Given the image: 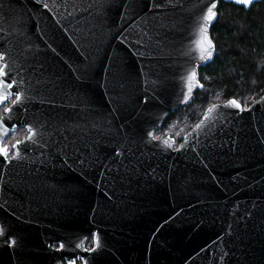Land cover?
<instances>
[{"label": "water", "instance_id": "1", "mask_svg": "<svg viewBox=\"0 0 264 264\" xmlns=\"http://www.w3.org/2000/svg\"><path fill=\"white\" fill-rule=\"evenodd\" d=\"M220 1L0 0L16 81L0 143L28 132L0 156V264H264V94L155 137L202 89Z\"/></svg>", "mask_w": 264, "mask_h": 264}, {"label": "trees", "instance_id": "2", "mask_svg": "<svg viewBox=\"0 0 264 264\" xmlns=\"http://www.w3.org/2000/svg\"><path fill=\"white\" fill-rule=\"evenodd\" d=\"M210 34L215 55L199 68L203 88L190 103L171 112L155 132L174 138L176 145L208 106L235 99L245 108L264 94V0L248 9L220 1ZM6 106L0 107V115ZM27 133L24 127L16 128L5 143L12 145Z\"/></svg>", "mask_w": 264, "mask_h": 264}, {"label": "snow or ice", "instance_id": "3", "mask_svg": "<svg viewBox=\"0 0 264 264\" xmlns=\"http://www.w3.org/2000/svg\"><path fill=\"white\" fill-rule=\"evenodd\" d=\"M234 3L237 5H251L253 3V0H234ZM45 7H47V5H45ZM214 9H217V2H210V5L206 6V12L203 14L202 19L204 21L203 24H201L199 26V32H200V36H201V40H198L197 43L198 44H202L204 42H206L207 47H202L201 49V56L200 59L201 60H205L208 58H211L212 56V52L210 49L213 48L212 42L211 40L208 39L207 37V30H208V26H209V22L211 20H213L217 13L216 11H214ZM0 62H3L2 65H0V105L4 104L5 101L8 100L9 96H8V92L9 90H11L12 88H14L16 86V81H15V77L12 75L9 65L7 63V57L5 55V53L3 51H0ZM196 79V72L195 70H192L189 76V92H191V81H194ZM200 88H203V85H199ZM22 101V94H16V99L13 101V104H16L17 102H21ZM228 106H234L236 109H239L240 111H244L245 109L242 107V105L235 99L229 100L228 104L225 105V107ZM217 107V105H213L212 108L208 109L209 112L213 111L215 108ZM12 112V108H4V114L5 116L9 115ZM4 117L0 116V129L4 128ZM199 127V125H198ZM28 131L30 133H32L31 135L28 136V141L29 142H35L34 141V137H35V133L32 131V128L29 127ZM67 139V137L65 138ZM17 144L20 143V141L16 142ZM165 144H168V141L165 140L164 141ZM87 147V145H85ZM170 146V145H169ZM16 145H13V148H15ZM72 149L73 152L78 151V149H76L75 147V141H69V143L63 145L62 147H60V151H64L65 149ZM114 157H120L122 155V152L120 150H116L114 149ZM0 156H3L5 160L9 159V150L6 146H4L2 143H0ZM20 153L17 152L16 156L12 157V159H19ZM0 234H2V230H0ZM98 243V241H97ZM79 246V245H78ZM61 247H63V244H61Z\"/></svg>", "mask_w": 264, "mask_h": 264}, {"label": "flooded vegetation", "instance_id": "4", "mask_svg": "<svg viewBox=\"0 0 264 264\" xmlns=\"http://www.w3.org/2000/svg\"><path fill=\"white\" fill-rule=\"evenodd\" d=\"M13 99H11L10 101H8L6 104H7V106L10 104V102L12 101ZM6 104H4V105H6ZM6 106V107H7ZM4 111V110H3ZM14 152V151H13ZM9 153H10V151H9ZM11 154V153H10ZM13 155V153L11 154V156ZM9 157H10V155H9ZM90 242V243H89ZM92 246H93V238L92 237H90L89 239H88V241H87V244L83 247V250L84 249H86V250H90L91 248H92ZM71 262H73V264H83V262H82V260L80 259V258H77L76 260H71ZM70 262V263H71ZM63 264H68L65 260L63 261Z\"/></svg>", "mask_w": 264, "mask_h": 264}, {"label": "rangeland", "instance_id": "5", "mask_svg": "<svg viewBox=\"0 0 264 264\" xmlns=\"http://www.w3.org/2000/svg\"><path fill=\"white\" fill-rule=\"evenodd\" d=\"M165 136H169V135H166V134H164V135H160V136H159V135H155V137H165ZM25 137H26V136H25ZM15 142H16V141H15ZM15 142H13L12 145L6 144V143L4 142V145L8 147V150L10 151L11 154L13 153V148H12V147H13V145H14ZM10 153H9V155L11 156Z\"/></svg>", "mask_w": 264, "mask_h": 264}]
</instances>
